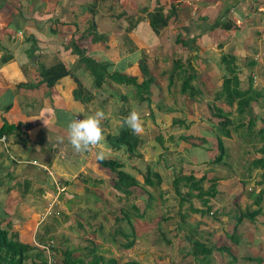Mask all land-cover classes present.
<instances>
[{
    "label": "crops",
    "instance_id": "1",
    "mask_svg": "<svg viewBox=\"0 0 264 264\" xmlns=\"http://www.w3.org/2000/svg\"><path fill=\"white\" fill-rule=\"evenodd\" d=\"M47 1L50 4L52 0H43L41 5L37 7L42 9V5L45 6ZM189 1L191 0H117L116 12L108 11L104 16L101 15L98 20L93 16L92 9L95 10V8L89 7L86 8V13L77 11V16L72 15V21L66 17V19H63V17L62 20L60 16L47 19L44 15L34 14L32 11H30L29 14L22 15L14 8H12V11H10L7 16L2 17L3 19L0 18V59L4 58L5 60L3 63L0 62V127L3 123L18 126V129L11 134L0 136V139L2 137L4 138L3 141L0 140V195H7L4 201L0 200V204L4 206V214H6V216L0 218L1 227L7 228L10 232H15L17 234V239L24 242L19 232L23 234L28 232V230L22 225L24 220H22L21 216L15 212V210H19V213L23 216L28 214L30 218L28 222L32 223V219L36 217V214L31 212V209L35 208V205L32 202L29 204L19 203L17 197L24 199V197H28L29 194L30 196L33 193L43 194L44 190H46V193L47 191L50 192V195L53 196V200H56L63 189L62 184L66 185V188H64V193H62L57 200L59 201V207L62 206L64 202L68 203L69 206H66L64 209L67 211L71 208L72 211L70 210L67 214H72L76 204H81V207L84 208L83 205H86L85 202L88 204L87 210H93L90 211L92 216L98 214L97 210L99 207H102L103 210V208L108 206V209L106 208L104 213H108L109 210L111 213L113 211V199H118V196H120L122 192H102L104 189H100V184L104 182L106 184L105 186H107V183L112 182L113 177L110 173L108 174L110 178L109 176H101L100 170H98L99 166L95 163L97 159L96 153L104 150L105 145L108 146V144L104 140L101 145L94 146L85 153H77L68 142L66 132L67 122L77 116L83 119L84 115L91 114L96 109H102L105 113V119L102 121L101 126L105 137L106 134H116L123 118L135 108L140 112L144 131H168L169 128L164 130V119L167 120L168 118V125L171 124L175 118L177 119V116L172 115L174 113L173 108H164L160 104L159 99H157L161 91L159 87H161L163 83H156L155 79L159 77L165 82L164 87L166 91H168L169 87L173 88L174 81L171 77L172 74H170L172 70L169 72L170 63L172 68H174L177 60H181L183 63H190L188 69L186 68L188 74L185 75L193 76L190 81L192 87L195 81V84L197 82L201 87H206V82H209L208 86L214 85V87L219 86L220 88L222 78L226 75L224 66L220 63V56L221 54H224V57L229 56L225 55L226 46L223 44V32L227 34L226 38L229 35H232L231 37H239L242 25L248 29H252L253 27L252 30H255L254 39L264 42V5L261 7V4H264V0H222L225 3V7L215 21H209L211 19H208L207 16L204 15H198L194 19L193 15L190 16L189 14L188 17L183 18L181 16V14H184L182 10L192 4ZM157 3L163 6V16L169 14L168 11L171 6L173 7V13L169 15L166 26L161 29L158 34H155L157 37L163 38L164 42L157 43L156 47L152 48L153 45L150 42L140 44L139 41L142 36L148 33V31H146L147 29L151 31L148 26L146 15L148 12L152 11ZM54 4L56 6V3ZM177 7L180 9H177ZM63 8L64 7H62L61 10L62 14L64 12ZM65 9L64 15L67 16L69 15L67 14L68 9L67 7ZM234 9L239 11L237 16L233 14L235 13ZM71 13L73 14V12H70V14ZM230 15L234 18V22L232 21L229 23L231 25L230 28L227 30L221 28L220 25L226 23L225 20L228 21ZM87 21L89 25L93 24L95 26L94 33L99 35V37H101L100 39L92 41L91 34L88 35L87 27L83 29L78 28L79 22L84 26ZM13 22L19 27L16 29L17 34L22 37L16 48L8 45L11 40L10 34H12L10 24ZM54 23L57 26H55ZM213 35H215V37H212ZM46 36H48L49 39L54 36H60L61 40L56 41L55 45L52 44V41H49L48 45L50 49L48 50L46 48H41L40 50L37 48L28 49L29 43L32 41H35L37 44L44 43L40 39H47ZM71 40L75 41L77 45L84 50L87 58L98 63H106L108 73H118L119 75L133 77L136 79L137 84L143 79L139 70L140 67L137 63L139 60L143 59L146 71L149 72L153 79L149 85L148 98L140 99V97L135 95V88L131 85H116L109 80H106L102 87L94 88L89 73L84 69L82 64L76 61L77 57L72 56L74 54H72L68 48L67 43ZM118 40L121 42L119 43L121 45V50L117 49ZM129 40L134 42L135 47L128 44ZM238 41L240 40H234L235 43H233V49L231 51L236 75L238 77V87L243 90L251 86L254 91L262 93V97L258 103L260 109L263 110V114L262 116L257 115L260 118L256 119L253 127L254 131H256L262 127V118L264 117V51L258 53L259 55L256 53L254 57L250 58L247 56L250 53L249 51H251L249 45L247 46L245 42L242 44V41ZM24 43L27 48H21ZM51 45L56 53L61 51L65 56L67 54H72L69 62L70 64L73 63L72 66L69 67L67 64H62L72 69L73 76L76 77L79 83L86 89L90 96L88 102L82 103L73 99L72 91L76 85L70 77L66 76L58 79L51 88H47L44 83L40 82L38 67L41 66L39 64L45 58L50 56ZM172 45L173 47H170ZM43 47L45 46L43 45ZM14 49L15 51H12ZM173 50L174 52L172 53L171 51ZM17 51H22V58L19 59L18 57V61L16 60ZM47 51H49V53ZM149 54L150 56H148ZM187 58H189V60ZM193 59H199L201 66H192L194 65ZM241 60H244V62L242 63ZM256 61L259 62L258 65ZM162 64L166 65L162 68ZM153 65L156 69L157 76L153 75ZM74 67L76 69L75 71L73 70ZM186 69L180 70V72L186 73ZM23 70L29 73L31 82L25 80L26 78L24 77ZM210 73L214 74L213 78L211 76H206ZM203 76L208 79L204 80ZM210 79L215 80L210 81ZM194 89L199 90V92L201 91L197 85ZM217 91L218 90H215L212 93L211 102H208L209 104L213 103V94ZM195 96L202 97L203 94L200 92L199 95ZM195 96L193 98L198 99ZM192 99L189 98L190 112H183V114L186 115L183 116L182 119L187 121V123L184 122V125L175 124V126L178 125V127H183V130L193 125L192 119L195 115L197 116L195 111L197 109H192L195 107L193 105L195 101ZM126 101L129 103L132 102L133 105L127 106L125 103ZM258 103L254 100L250 102L249 105L251 106V104H254L256 106ZM213 104L224 113H229L230 116L232 115L231 112L234 111V106L228 107L223 101H215ZM191 111H193L195 115H192ZM207 111H209L208 106ZM143 113L148 115L147 119L143 118ZM195 118L200 119L202 117L198 115V117ZM258 122L259 124H257ZM171 125L174 126V124ZM205 128L209 129L207 126ZM218 135H220V133H218ZM138 136L139 138L142 137L141 135ZM240 139H242V137H240ZM140 143L138 144L137 153L141 155L139 151L141 146ZM245 144L248 143L245 142ZM126 157L128 158V156L124 154V151L119 150L108 153L106 159L116 160L123 164V171L130 174L141 184V174L144 168L140 171L137 165L134 163L131 164V169L140 176V179H137L133 173L128 171L126 167L127 162L125 161L127 160ZM140 158L139 156L137 158H128V160L132 162L131 160H139ZM31 162H34V164H31ZM207 163V165H209V161ZM87 165H92L94 168H88ZM153 169L155 168L153 167ZM250 172L248 171V173ZM41 173L45 174L44 178L38 176ZM86 174H88V177H84ZM60 181H62V184ZM219 181H223L222 183L224 184L226 183L225 179L217 177V183ZM233 181H229L228 184H232L236 187ZM18 183L22 184L21 188L14 187V184ZM87 183L91 186L90 189ZM163 183L162 179L161 186L158 188V195L162 191ZM55 184H57V187L61 191H57ZM30 186L36 187L35 190H33L34 192L30 190ZM137 189L146 191L143 186ZM218 193L219 191L217 190V194ZM223 197L226 198L225 196ZM246 199L248 204H246L247 201L245 202ZM242 200L245 202L244 208L245 206L251 205V207H254L251 209H255L252 197L249 198L246 196L242 198ZM135 206L137 207V204H135ZM195 207H200V203L195 205ZM116 208H119L117 213L126 211L122 204L120 207L117 206ZM122 208L124 209L120 210ZM60 211L61 210L58 212ZM219 211L221 212V210ZM259 215L264 216V209H262V213ZM18 216L19 219L17 218ZM15 221L17 224L13 223ZM243 221L244 226L247 227L246 232L248 236H244V243L241 237L237 239L236 243L234 242L238 251L241 252L242 249L243 252L239 254V258L233 257V261L230 262L235 263L238 259L244 264H254L252 259L255 258H252V256H261L260 242L255 236L258 234L262 235V232L264 233V227L260 226L256 230V227L254 228L251 224L247 223L246 219H243L240 223L243 224ZM36 225H34L31 232L37 227ZM196 226V230H198L201 225L197 224ZM196 226H188V235L182 234V231H186V226L184 224H180L179 226L175 225L174 227L178 231L177 236L182 239L184 238L186 242L185 252L188 251L189 244L196 240L193 239L192 236H189L195 233L194 229ZM238 226L236 227V231H238ZM257 231L259 233L255 235ZM200 240L201 241H198L207 244V240H203L202 238H200ZM238 240H240L241 243H239ZM187 257L189 262L190 259L194 260L190 256ZM194 261L197 263L196 260ZM189 262H187L185 258L184 264H189ZM259 264L263 263L260 262Z\"/></svg>",
    "mask_w": 264,
    "mask_h": 264
},
{
    "label": "rangeland",
    "instance_id": "2",
    "mask_svg": "<svg viewBox=\"0 0 264 264\" xmlns=\"http://www.w3.org/2000/svg\"><path fill=\"white\" fill-rule=\"evenodd\" d=\"M42 1L43 0H0V18L7 16L8 13L12 11V8L19 11L22 15L29 14V12L32 11V13L34 14L44 15L47 19L50 17L57 18L58 16H60L61 19L64 17L63 19L69 18L71 21L72 15H76L77 11L86 13L87 7L95 8V10H92L93 16L97 20L99 17H101V15L104 16L106 12H116L117 10V0H52L51 2L56 3V6L54 3L52 5L51 2L49 4L47 1L45 6L42 5L43 8L40 9L37 6L41 5ZM189 2L192 3L190 4L191 6H188L187 8L182 10L184 14H181V16L183 18L188 17L189 14L190 16L193 15L194 19L198 15H204L207 16L208 19H211L209 21H215L223 12L225 7V3L222 0H191ZM261 5L260 6L263 7L264 4ZM62 7H64V12L66 11L65 8L67 7L68 13H66L69 15H64V12L63 14L61 13ZM177 9L180 8L177 7ZM70 12H73V14H70ZM234 12L235 13L233 14H235L236 16L237 13H239V11L235 9ZM233 20V16L230 15L228 17V21L225 20V22L229 24ZM54 25L57 26L55 23ZM88 26V21L84 26L80 22L78 24V28L82 29L85 27L88 28ZM17 28L19 27L17 26V24H14V22L10 24L12 33L10 34L11 40L8 44L10 47L16 48L17 44L20 42V38H22L17 34ZM252 29L245 28V26L242 25L239 37H231L232 35H229L226 38L227 34L223 32V44H225L226 46L225 55L232 56L231 51L233 49V43H235L234 40L236 41L237 39L242 41V44H244L245 42L247 46L249 45L251 51H249L250 53L247 56L250 58L254 57L256 53L258 54L261 51H264V42L262 41V43L261 41H256L254 39L255 30ZM146 31H148V33L140 38V44H146L150 42L153 45L152 48H155L157 43L164 42L163 38L157 37L154 33L149 31V29H147ZM46 37L47 39H40L44 43L37 44L35 41L30 42L28 49L37 48L40 50L41 48H46L48 50L50 49L48 45L49 41H52V44L55 45L56 41L61 40L60 36H54L51 39H49L48 36ZM212 37H215V35H213ZM118 41L119 42L117 49L121 50V45L119 44L121 42L120 40ZM128 44L135 47L134 42L131 40H129ZM43 45L45 47H43ZM24 47L27 48V46H25V43L21 46V48ZM51 47L52 48L50 51V56L45 58L39 65L47 67L55 63H64L69 67L72 66L73 63H69L72 54H67L65 56L64 53L59 50V53H56L53 50L52 45ZM170 47H173V45ZM12 51H15V49ZM21 52L22 51L16 52L17 61L18 57L19 59L22 58ZM47 52L49 53V51ZM171 52L173 53L174 50ZM72 56L76 57L75 55ZM148 56H150V54ZM222 56H224V54H221L220 57ZM187 59L189 60V58ZM193 61L194 65L192 66H201V62L199 59H193ZM241 62L243 63L244 60H241ZM256 63L257 65L259 64L258 61H256ZM165 65L166 64H162V68ZM189 66L190 63H183V61L180 60V68H178L180 70H185L186 68L188 69ZM169 69V72L173 70V68L171 67V63ZM187 69L186 73L182 71V73H179L178 70L177 72L172 71L170 73L172 74L171 77L174 81V86L173 88L169 87V92L165 90V82H163V80H161L159 77L155 79L156 83H163V85L159 87L161 91L159 92V96L157 97V99H159L160 104L164 108H173L174 113L172 115L177 116V119L178 117L179 119H182L183 116L186 115L183 114V112H190L189 98L186 94L179 93L180 83L182 82L183 78L187 76L185 74H188ZM73 70H76L75 67ZM152 71L153 75L157 76L154 65L152 66ZM23 73L24 77L26 78L25 80L31 82L29 73L25 72L24 70ZM206 76H211L213 78L214 74L210 73ZM207 77L203 76V79L207 80ZM214 80L215 79H210V81ZM206 83V87H201L199 83L196 82L195 84V81L193 82V87L195 88L197 85L200 88V92H202L203 96H195L198 99H192L196 103H193L195 107H193L192 109H197L195 110L197 116L193 113V111H191V113L192 115H195V117H198V115H200L203 119H197L193 117V125L187 127V129L184 130L183 127H178V125H167V123H169V120L168 118L167 120L164 119V130L167 128H169V130L144 131L142 134H140L142 136V139L139 138L138 135H136V139L138 140V142L140 143L141 141V146L139 148V151L141 152V158L139 160H131L132 162H129L128 158L126 157V167L128 171H130L137 177V179H140V176H138V174L130 167L133 163L137 165V167L139 168L138 170L140 171L145 168L146 165L151 164L160 173L164 183L162 186V191L159 193V195L157 193V188H145L146 191L135 189L132 190L131 195L128 197L121 193L120 196H118V199H113V211L111 213L110 210L108 211V213H104L105 209H108V206L106 208H103V210L102 207H99L97 210L98 214L96 216H92L90 211L93 210H87L88 204L87 202H85L86 205H83L84 208L81 207V204H76L74 211L69 215L67 213L70 212L71 208L67 211L66 209H64L66 206H69L68 203L64 202V204L59 207V201L57 200L59 199L60 195L64 193V188H66V185H63L62 181H60L63 189L56 200H53V196L50 195L51 193L48 191L46 193V190H44L43 194L33 193L34 196L33 194L30 196L29 194L28 197H24V199L21 197H17L19 203L29 204L30 202H32L35 205V208L31 209V212L36 214V217H34V219H32L33 216L31 217L32 223L28 222L30 219L28 214H25L23 216L19 213V210H15V212H17L21 216L22 220H24L22 225L25 226V228L28 230V232H25L23 234L22 232H19L20 237L24 239V242H33L35 239V235L37 236L40 233H46L45 241H43L44 243L42 244H49L52 247L53 257L50 258L52 263L54 264H59V262H61L62 254L65 250H73L74 256H80L81 258H84L85 256H83V248L91 249L92 247H95L96 254L101 255L105 259H112L113 261H115L114 264H127L128 261H133L139 264H184L185 258L186 261L189 262L185 252L186 242L184 238L182 239L181 237L177 236L178 231L174 227L175 225L179 226L180 224H184L186 226V231H182V234L188 235V226L194 227L197 224H200L201 226L199 227V229L196 230V226L194 229L195 233L189 236H192L193 239L199 241H201L200 238H202L203 240H207L208 245L210 244L212 246H225L226 248H228V253L230 256L226 253L213 251L212 255L208 259L200 260V258L197 257L198 259H195L197 263L194 260L190 259L189 264H244L243 262H241V260L238 259L235 263L230 262L232 261L230 260V258H239V254L243 252V250L241 249V252H239L236 245L234 244L235 241L230 239L229 236L233 234L232 226L235 224V219L237 218L238 214L245 210L244 203L248 198L245 200V202L244 200H242V198L246 196L250 198L254 196V194H256L259 190H262L260 207L264 208V183L262 182V185H258V181L260 180L259 170H251V172L249 171L250 173H248L247 170L249 168L250 161L257 156L255 150L260 146L261 143L257 141L258 137L255 135L247 137L244 127L239 128L236 131L231 130L232 127L237 125L239 122L245 123L248 119H254V121H256V119L260 118L259 116H262L263 110L260 109V105L258 103L260 102V100L258 98L256 101L258 104H256V106L254 104H251V106L249 105L248 107H245L244 114L242 116L237 115L235 111L231 112L232 115H229L228 117L233 122V124L227 127L229 136L227 138H221L225 151L223 152V155L221 156V159L218 163L207 165L208 161L211 163V160L213 158H217L219 154L218 150L214 147V138L218 135L219 131H225V128L216 130V119L212 117L211 111H207V106L211 102L212 93L215 90H218L216 92L218 93L220 91V88L219 86L214 87V85H212L213 87L210 85L208 86L209 82ZM125 103L127 106L133 105L132 102L129 103L126 101ZM177 112L181 114H178ZM144 113L143 118L147 119L148 115H145ZM185 123H187V121H185ZM257 124H259V122ZM205 125L209 127V129H206ZM158 136H160L162 140V147L164 146L166 148L165 150H163V148H161V146H159L155 142L154 138ZM181 137L183 139H180ZM240 137H242V139H240ZM245 142L248 144H245ZM160 154L161 159L157 160ZM87 167L94 168L92 165H87ZM98 168V170H100L101 176H109L108 171H106L105 169L102 170L103 168L101 167ZM181 169L184 171V173L193 171L196 176L205 172L208 174V177L217 176L220 179L223 178L226 180L225 184L222 183L223 181H219L217 183L216 189L219 191V193L217 194V196L210 200V203L213 204L214 209L217 210L218 214H204L203 217H201L197 212H191L190 209H196L195 205H198V203H200L195 199H192L187 203H183L179 207L178 197L175 195V192L173 191L169 183L171 181L172 174L177 175L178 173H180ZM143 171L144 170H142V172ZM44 175V173H41L38 176L44 178ZM87 175L88 174H86L84 177H88ZM229 181L235 182V184H233L236 187H234L232 184H228ZM209 184L210 183L208 182H204L203 188H206L207 186H209ZM237 184L239 188L237 187ZM105 185L106 184L104 182L100 184V189H104V191L102 192L120 193V191H117L113 188L112 182L107 183V186ZM87 186L89 187L90 185L87 183ZM14 187L21 188L22 184H14ZM35 188V186H30V190L32 192H34L33 190H35ZM90 188L91 186L89 187V189ZM149 195H151V197ZM6 196L7 195L4 196V194L0 195V200L4 201L6 199ZM223 196H225L226 198H224ZM121 204L125 209L122 208L120 210H126L130 224H127L126 220H124L121 223H118V225L116 226L114 217L120 215L119 213H117L119 208L116 207H120ZM135 204H137L136 212L132 210V205ZM246 204H248V201ZM245 208L250 211L251 208L254 207L248 205L245 206ZM3 209L4 206L0 204V218L2 216H6V214H4L5 210ZM59 210L61 211L58 212ZM219 210H221V212ZM178 211L183 215L181 221L178 217ZM215 215L216 217L212 218ZM17 218L19 219V216ZM246 222L251 224L254 228L256 227L257 230L260 226L264 227V216L256 215L251 220L246 219ZM13 223L17 224L16 221ZM34 225H36L37 227H35L31 232ZM116 227H119L121 232L127 236V240H130V238L132 237V234L129 235V233H131L130 229L132 227L134 240L132 246L129 249H122L116 243V241H119V243L125 242L122 236L116 235L114 233ZM246 228L247 227L244 226L243 221V224L240 223L238 226V231H236L238 232V238L241 237V239H243V243L244 236H248ZM258 233L259 232L257 231L255 235ZM256 236L259 238H257ZM256 236L255 238L260 242L261 256H252V258H255L252 259V261H254V264H259L260 262L264 264V233L262 232V235L258 234ZM112 237L113 239H115L114 242L112 241ZM238 241L239 243H241L240 240ZM28 260L25 261L24 264H42L39 262V259L33 256Z\"/></svg>",
    "mask_w": 264,
    "mask_h": 264
},
{
    "label": "trees",
    "instance_id": "3",
    "mask_svg": "<svg viewBox=\"0 0 264 264\" xmlns=\"http://www.w3.org/2000/svg\"><path fill=\"white\" fill-rule=\"evenodd\" d=\"M162 8L163 6L157 5L152 9L151 12H148L146 15L148 26L150 30L154 34H158V32L163 29L166 24L167 20L169 18V15L173 13V7L171 6L169 8V14L167 16L162 15ZM230 24L223 23L220 25L221 28L229 29ZM95 26L93 24H90L88 26V35L91 34L92 41L98 40L101 37L99 35L94 33ZM68 48L70 49V52L74 54L77 57V62L82 64L84 69L89 73L91 79H92V85L94 88H100L104 84L106 80L111 81L112 83L116 85H131L135 88V95L140 97V99H147L149 96V85L152 82V77L150 76L149 72L146 71L145 62L143 59L139 60L137 65L140 67V73L142 74V81L139 82V84L136 83L135 78H131L129 76L125 75H119L118 73H108L107 72V65L106 63H98L90 58H87L85 56V52L82 48H80L77 43L73 40H71L68 43ZM234 59L232 56L224 57L222 56L220 59V63L224 66L226 75L222 78V83L220 86V91L218 93H214L212 102L215 101H222L225 103L228 107L234 106V111L237 113V115L242 116L244 114V108L248 107L250 102L257 101L262 97V93L254 91L251 86H248L246 89H239L238 87V77L236 75L235 71V65H234ZM0 62H5L4 58L0 59ZM180 60L176 61L175 66L173 68V72H177V70L180 72ZM183 75V74H182ZM70 77L73 82L75 83V88L72 91V97L74 100L80 101L82 103H86L90 100V96L86 89L79 83L78 79L73 76L72 69L67 68L62 63H55L48 67L39 66L38 67V77L40 79V82L44 83L47 88H51L54 83L62 78V77ZM193 78L192 75H187L185 78H183L182 82L180 83L179 93L186 94L188 98H193L195 95H199V90L194 89L190 85V81ZM190 85V86H189ZM250 85V81H249ZM211 103L208 105L209 111L212 112V117L216 119V125L217 129L225 128V131H219L220 135H217L214 138V147L218 150V156L217 158H213L211 160V163L209 162V165L216 164L220 161L221 156L223 155L224 147L221 141V137L227 138L229 136V131L227 127L231 126L233 122L229 119V113H224L220 108L214 106V104ZM124 115V114H123ZM183 119H174L171 124H179L184 125ZM254 119H248L245 123L239 122L237 125L232 127L233 131H236L239 128H245V132L247 134V137H251L252 135L257 136V141H259L261 144L260 146L255 150L257 156L254 157L250 163L248 171L251 170H259V177L260 180L258 181V185H262L264 183V117L262 118V127L256 131H254ZM17 125H9L6 123H3V125L0 127V136L11 134L13 131L17 130ZM105 142L108 144V146L113 151H119L123 150L124 154L128 156V158H137L140 156V153H137L138 148V140L136 139V134H133L130 129L124 124V122H121V125L119 127V130L116 134H106L105 135ZM180 139H183L182 137ZM155 142L165 150L166 148L162 147V140L160 136L154 138ZM161 159V154L158 156L157 160ZM95 163L108 171L112 175V186L117 191L122 192L127 197L131 195L132 190H135L137 188H159L162 183L161 176L159 173L153 169L151 165H146L144 168V171L141 174L142 182L139 184L134 177H132L130 174L123 171V164L119 163L116 160L112 159H104L103 161H98L96 159ZM208 182L210 183L209 186L206 188H203V183ZM263 182V183H262ZM67 184V183H65ZM171 187L173 191L175 192V195L178 197V205L179 207L183 203H187L188 201H191L192 199H195L200 202V207L193 209L191 208V212H197L201 217H203L204 214L212 215V214H218L217 210L214 209V206L212 203H210V200L213 199L217 195L216 185H217V177L216 176H210L208 177L207 173H202L198 176L195 175L193 171H188L187 173H184V171L181 169L180 173L177 175L172 174L171 178ZM141 185V186H139ZM148 193V192H147ZM151 197V195H149ZM253 202L255 205V209H251L250 211L244 208L245 210L243 212H240L235 219V224L232 226L233 228V234L229 236L230 239L234 240L235 243L237 242V232L236 227L240 224V222L243 219L251 220L254 218V216L259 215L262 213V209L260 207V202L262 198V190H259L254 196H252ZM132 210L136 212V206L132 205ZM120 215L114 218V222L116 226L118 223H121L122 221L126 220L127 224L129 223L127 212H120ZM178 217L181 221L183 218V215L181 212L178 211ZM213 216L212 218H215ZM217 220V219H214ZM131 233L132 237L130 240H127V236L123 234L119 227H116L114 230V233L116 235H120L124 238V243H119V241H116L118 246H120L122 249H129L133 244V233H132V227H131ZM128 235V236H129ZM33 242H22L17 239V234L15 232H10L7 228L0 226V264H24L25 261L30 259L32 256L39 259V262L42 264L46 263V256L47 253L43 247L46 246L43 245V241H45L46 233H40L39 235H35ZM115 239L112 237V241L114 242ZM207 245V246H206ZM48 251L50 257H53L52 254V247L47 244ZM83 256L84 258H81L80 256H74L73 250H65L62 254V260L59 262V264H114L115 261L112 259H105L99 254L95 253V247H92L91 249L83 248ZM213 251H218L221 253H228V248L225 246H212L208 245L205 242L201 243L198 240L192 241L188 246V251L186 252L187 256L192 257L194 260L200 258V260L208 259ZM33 252V253H32ZM230 256V255H229ZM186 257V256H185ZM233 261V259L231 258ZM202 262V261H201ZM54 264V263H52ZM127 264H139L136 262H128Z\"/></svg>",
    "mask_w": 264,
    "mask_h": 264
},
{
    "label": "clouds",
    "instance_id": "4",
    "mask_svg": "<svg viewBox=\"0 0 264 264\" xmlns=\"http://www.w3.org/2000/svg\"><path fill=\"white\" fill-rule=\"evenodd\" d=\"M105 113L102 109H96L93 113L83 116V119L72 118L66 124L68 142L77 153H85L94 146H99L104 142L102 121ZM124 124L133 134L140 135L144 132L143 121L140 112L135 108L123 118ZM113 150L105 145L104 150L96 153L98 161L107 158V154Z\"/></svg>",
    "mask_w": 264,
    "mask_h": 264
},
{
    "label": "built area",
    "instance_id": "5",
    "mask_svg": "<svg viewBox=\"0 0 264 264\" xmlns=\"http://www.w3.org/2000/svg\"><path fill=\"white\" fill-rule=\"evenodd\" d=\"M0 140L3 141L4 138L2 137ZM31 164H34V162H31ZM55 187H56V189H57L58 192L61 191V190L57 187V184H55ZM43 248L45 249V251H46V253H47V256H46V263H45V264H52V261H51L50 255H49V251H48V246L46 245V246L43 247Z\"/></svg>",
    "mask_w": 264,
    "mask_h": 264
}]
</instances>
